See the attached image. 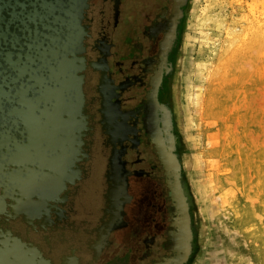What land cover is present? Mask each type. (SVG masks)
Masks as SVG:
<instances>
[{
    "label": "flooded vegetation",
    "instance_id": "obj_1",
    "mask_svg": "<svg viewBox=\"0 0 264 264\" xmlns=\"http://www.w3.org/2000/svg\"><path fill=\"white\" fill-rule=\"evenodd\" d=\"M87 4L79 150L65 172L68 181L50 199L27 193V183L20 186L27 196L12 184L0 187V250L9 254L7 264L13 256L21 264H157L179 256L171 190L150 136L165 147L170 141V78L183 20L164 58L174 0ZM111 161L122 170L112 173ZM124 177L127 197L110 194L114 180Z\"/></svg>",
    "mask_w": 264,
    "mask_h": 264
},
{
    "label": "rangeland",
    "instance_id": "obj_2",
    "mask_svg": "<svg viewBox=\"0 0 264 264\" xmlns=\"http://www.w3.org/2000/svg\"><path fill=\"white\" fill-rule=\"evenodd\" d=\"M184 11L169 106L205 227L195 264H264V0H188Z\"/></svg>",
    "mask_w": 264,
    "mask_h": 264
},
{
    "label": "water",
    "instance_id": "obj_3",
    "mask_svg": "<svg viewBox=\"0 0 264 264\" xmlns=\"http://www.w3.org/2000/svg\"><path fill=\"white\" fill-rule=\"evenodd\" d=\"M87 2L0 0V187L12 184L23 195L24 187L20 186L27 183L36 187L24 188L27 193L35 191L37 198L50 199L68 181L65 172L74 164L84 127L82 54L86 33L81 22ZM187 4L188 0H174L171 30L161 45L164 58L173 47L177 25L185 19L183 9ZM171 129L168 119L167 147L150 137L172 193V225L176 229L172 242L179 256L157 264H195L204 243L205 227L188 178L181 176L183 162L176 154L177 138L169 132ZM180 149L186 150L185 145ZM9 167L12 170L8 174ZM110 168L114 173L121 171L122 165L111 161ZM181 179L186 182L187 194L180 187ZM114 183L109 193L115 195L120 191L127 196L126 178L120 184L115 180ZM116 224L114 221L109 229ZM8 256L0 250V264H7ZM13 258L12 264L24 261Z\"/></svg>",
    "mask_w": 264,
    "mask_h": 264
},
{
    "label": "bare ground",
    "instance_id": "obj_4",
    "mask_svg": "<svg viewBox=\"0 0 264 264\" xmlns=\"http://www.w3.org/2000/svg\"><path fill=\"white\" fill-rule=\"evenodd\" d=\"M124 195V194H123ZM125 196V195H124ZM125 197H127V196H125Z\"/></svg>",
    "mask_w": 264,
    "mask_h": 264
}]
</instances>
